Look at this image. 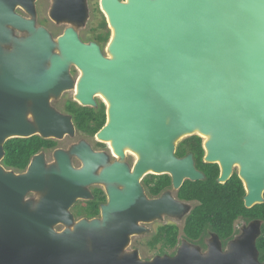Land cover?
Returning <instances> with one entry per match:
<instances>
[{
	"label": "water",
	"instance_id": "1",
	"mask_svg": "<svg viewBox=\"0 0 264 264\" xmlns=\"http://www.w3.org/2000/svg\"><path fill=\"white\" fill-rule=\"evenodd\" d=\"M101 6L114 31L109 57L70 29L58 39L59 54L51 53L46 33L42 52L18 43L6 53L1 47L9 35L1 22L9 9L0 0V162L10 138L74 134L70 117L48 102L50 94L74 88L71 63L82 72L76 100L94 104L99 92L108 101L97 137L111 141L121 160L125 148L138 155L131 171L116 162L98 175L104 157L82 143L73 149L80 169L63 150L54 152L51 166L42 154L34 156L21 174L0 164V264H256L255 256L220 253L216 242L205 256L183 244L173 258L152 262L124 249L130 235L143 232L139 220L183 206L170 191L147 199L140 185L145 173L168 174L173 190L186 179H203L192 154L175 155L176 142L185 137L207 136L204 161L219 165L218 181L237 164L245 207L262 202L264 0H101ZM93 183L105 185L108 195L101 217L73 222L69 209L90 197ZM30 192L40 198L25 201ZM60 222L68 228L58 232ZM244 244L254 252L253 241Z\"/></svg>",
	"mask_w": 264,
	"mask_h": 264
},
{
	"label": "flooded vegetation",
	"instance_id": "2",
	"mask_svg": "<svg viewBox=\"0 0 264 264\" xmlns=\"http://www.w3.org/2000/svg\"><path fill=\"white\" fill-rule=\"evenodd\" d=\"M5 5L8 6L9 13L5 18V22H1L2 26L9 35L8 42H6L1 48L6 53L14 52L17 48L18 43L26 44V49L29 52H42L43 51V39L44 33L47 34L49 41L53 44L51 48V53L59 54L58 49V39L64 36L66 30L70 29L74 32L77 39L86 45L95 44L99 47L100 52L103 56L107 57V48L109 46L112 37V28L108 22L106 13L103 11L101 6V0H3ZM124 2L126 0H118ZM54 9V10H53ZM52 10L55 14H52ZM44 69L50 67V63H44ZM68 74L72 80V84L75 86L78 79L81 76V70L73 63L69 64L67 67ZM70 90V94H68ZM63 91L57 98L50 94L48 96V102L50 107L57 111V113L66 115L70 117L73 126V135L76 133H82L87 140L80 141L79 144L86 145L92 152L99 153L103 155V161L98 164L95 169V174L98 175L102 170L116 162H123L129 169L132 170L134 164L136 163L137 157L134 153L128 152L124 153V160L118 158L112 151L109 141L101 140L97 137V133L102 129L107 121V106L108 103L104 101V97L101 94L95 93L92 95L94 104L82 105L76 100V91L69 89ZM100 95V96H99ZM67 107H71L68 109ZM83 110L86 113V118L83 126H79L76 120L75 111ZM32 118L29 116V120ZM102 122V124H100ZM72 135V136H73ZM35 136V135H32ZM30 136V137H32ZM36 136L40 137L36 134ZM69 136L68 134L64 135ZM62 137V138H63ZM22 138V137H14ZM29 138V137H26ZM48 140L46 144L47 147L40 149L38 153L30 158L24 170H13L10 168H5L7 171H11L15 174H21L27 171L29 164L34 156L42 154L44 161L46 163V154L53 153L60 149L59 142L62 138H42ZM13 139V138H10ZM204 150V145L202 144ZM176 151V149H175ZM191 154V153H188ZM187 154V155H188ZM205 155V151H204ZM204 155L202 157V162L204 161ZM79 160V161H78ZM72 162V160L70 159ZM77 162L76 169L82 167V162L80 159H75ZM1 164V163H0ZM47 164V163H46ZM72 164V163H71ZM216 164L219 169V174L216 178L218 183V178L220 176V167ZM74 166V165H73ZM74 168V167H73ZM197 169V168H196ZM202 173L201 170L197 169ZM234 174L238 176V165H234L232 169L231 176L226 180L228 181ZM161 175L168 174H154L147 172L140 179V185L142 187L143 193L147 199H156L161 197L166 192H171L174 199L180 202L183 206L177 212L162 213L160 216L153 218L152 220L144 221L139 220L137 222L138 227L143 229L142 233H135L130 235L133 236H143V242L139 240L136 241L133 247V251L126 252L124 254L131 255L133 252L137 253L138 260L140 262H152L155 258L163 259L173 258L178 249L183 244H188L189 246L195 247L199 250L202 256L207 255L209 251L210 243L217 244L218 250L222 254L230 252L231 254H237L241 259L254 258L256 264H264V191L262 194V205L261 208V219H246L244 216H239L233 221L232 231L228 238H220L216 232L206 227L200 235L190 240L186 237L184 232V227L188 216L192 213L193 209L199 205L197 200H181L177 197V191L172 189V180L170 177V186L162 190L157 195H151L149 192L150 187H155L157 177ZM204 178V177H203ZM239 178V176H238ZM240 179V178H239ZM149 180V183H147ZM241 180V179H240ZM225 181V182H226ZM222 182L221 184L225 183ZM243 183V182H242ZM244 187V184H243ZM122 188V187H119ZM90 197L88 199L77 200L72 207L69 209L70 214L73 217V222L79 220H91L101 217L102 205L107 203L108 195L106 188L99 183L90 184L87 187ZM174 192V194H173ZM102 199L98 205V214L95 216H87L84 214L77 215V208L86 207L89 203H94L96 199ZM257 205V204H256ZM88 208L91 211L93 205H89ZM85 211V210H84ZM153 224L154 229L152 230L147 225ZM65 227L64 223L60 222L55 227ZM173 226L177 229V239L174 246L171 243L165 242L166 236L169 233H162L163 230H171ZM250 236L249 238H244ZM254 242V252L252 247L247 248L244 242ZM144 244L146 251L152 253V257L144 259L140 258L138 247ZM137 246V247H136ZM135 249V250H134Z\"/></svg>",
	"mask_w": 264,
	"mask_h": 264
},
{
	"label": "trees",
	"instance_id": "3",
	"mask_svg": "<svg viewBox=\"0 0 264 264\" xmlns=\"http://www.w3.org/2000/svg\"><path fill=\"white\" fill-rule=\"evenodd\" d=\"M71 109V107H67ZM76 120L79 126H83L86 113L83 110L75 111ZM102 124V122H100ZM48 140L38 136L29 138L8 139L4 147V157L1 165L13 170H24L30 158L38 153L43 147H47ZM203 138L198 135H191L182 139L176 147L175 155L179 158L191 153L195 167L202 171L203 179L191 181L186 179L177 191V197L181 200H197L196 206L188 216L184 232L188 239L197 238L206 227L218 234L220 238H228L232 231L233 221L239 216L246 219H261V204L246 208L243 197L245 188L242 181L234 174L228 181L221 184L216 181L219 169L216 164L202 162L204 150L202 148ZM149 183V180H147ZM170 186V177L161 175L157 177L155 187L149 188L151 195H157L162 190ZM102 199H96L90 211L88 206L77 208V215L87 214L95 216L98 214V205ZM85 210V211H84ZM164 234L169 233L165 242L174 246L177 239V229L175 226L171 230H163Z\"/></svg>",
	"mask_w": 264,
	"mask_h": 264
},
{
	"label": "rangeland",
	"instance_id": "4",
	"mask_svg": "<svg viewBox=\"0 0 264 264\" xmlns=\"http://www.w3.org/2000/svg\"><path fill=\"white\" fill-rule=\"evenodd\" d=\"M109 56L110 55L107 52V57H109ZM70 93L71 92L69 90L68 94H70ZM85 139L87 140V138L82 133H76L73 136L72 135H69V136L63 137L60 140V142H59V147H60L59 150H63L64 152H66L69 155L70 159L72 160V162H71L72 163V167H74V168L78 166L77 165V162L75 161V159H78V157L73 153V149L80 143V141H83ZM203 139H204V137H203ZM181 140L182 139H180V140H178L176 142V144H175L176 147H177V145L179 144V142ZM45 158H46V163H47L48 166L55 165V158H54V154L53 153L46 154V157ZM102 186L105 187V185H103V184H102ZM173 194H174V192H173ZM39 198H40V194L39 193L30 192V193H28L26 195L25 201L35 202ZM147 226L149 228H151L152 230L154 229V225L153 224H149ZM67 228H68L67 226H65V227H62V226L61 227H59V226L58 227H54V229L56 231H58V232L63 231L65 229H67ZM143 239H144V235L143 236H133V237H131L130 238V243H128L127 246L124 249V253L133 251L132 249H133L134 244L136 243V241L139 240L140 242H143ZM137 250L139 252V255H140V258L141 259H144L145 257L150 258V257L153 256L152 253H149V252L146 251L147 249L144 247V244L143 243L141 244V247H138Z\"/></svg>",
	"mask_w": 264,
	"mask_h": 264
},
{
	"label": "bare ground",
	"instance_id": "5",
	"mask_svg": "<svg viewBox=\"0 0 264 264\" xmlns=\"http://www.w3.org/2000/svg\"><path fill=\"white\" fill-rule=\"evenodd\" d=\"M112 31H113V29H112ZM113 38H114V31H113V33H112V37H111V40H110V43L113 41ZM81 77H82V72H81V76H80V78L78 79V81H77V83L75 84V86H73L74 88L72 89V90H75L76 91V94H77V92H78V83H79V81H80V79H81ZM98 94H101L104 98V101L105 102H107L108 103V101H107V99L105 98V96L102 94V93H99L98 92ZM100 96V95H99ZM203 137H204V140L207 138V136H204V135H202ZM109 141V140H108ZM110 142V145H111V141H109ZM111 148H112V151H113V153H114V150H113V147H112V145H111ZM127 151L128 152H132L130 149H128V148H125L124 149V153H127ZM132 153H134V152H132ZM115 154V153H114ZM135 155H136V157H137V159H138V155L136 154V153H134ZM116 155V154H115ZM118 158H119V156L118 155H116ZM237 165V164H236Z\"/></svg>",
	"mask_w": 264,
	"mask_h": 264
}]
</instances>
